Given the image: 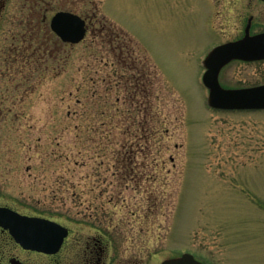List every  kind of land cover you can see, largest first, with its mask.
Instances as JSON below:
<instances>
[{"label":"rangeland","instance_id":"obj_1","mask_svg":"<svg viewBox=\"0 0 264 264\" xmlns=\"http://www.w3.org/2000/svg\"><path fill=\"white\" fill-rule=\"evenodd\" d=\"M241 1L0 0V201L103 237L116 264H264V109L209 108L203 83L251 10L264 29ZM59 10L87 18L81 42L52 31ZM263 81L264 62L221 73Z\"/></svg>","mask_w":264,"mask_h":264},{"label":"water","instance_id":"obj_2","mask_svg":"<svg viewBox=\"0 0 264 264\" xmlns=\"http://www.w3.org/2000/svg\"><path fill=\"white\" fill-rule=\"evenodd\" d=\"M52 29L65 42L78 43L84 39L86 21L71 11H58L51 20ZM264 59V33L214 47L206 56L203 82L209 88L208 105L225 110L264 109V84L246 88H224L219 74L232 59ZM9 211V212H8ZM4 225L11 229L16 239L26 248L37 251H56L66 235L62 225L39 217L23 216L4 209ZM47 239V240H46ZM161 264H202L190 253L179 259L165 260Z\"/></svg>","mask_w":264,"mask_h":264},{"label":"flooded vegetation","instance_id":"obj_3","mask_svg":"<svg viewBox=\"0 0 264 264\" xmlns=\"http://www.w3.org/2000/svg\"><path fill=\"white\" fill-rule=\"evenodd\" d=\"M247 5L258 6V3H264V0H246ZM243 0L241 1V4ZM2 12V5L0 4V14ZM85 18L87 22V18ZM256 13L251 10L246 18L245 24L243 28L240 29V34L236 38L227 39L226 41L215 43L210 47V50L220 44H225L228 42H234L237 40H242L247 36L253 37L255 35H259L264 33V29L256 30L255 29V17ZM65 43V42H63ZM31 49V48H30ZM36 49H33L32 53L35 52ZM233 61L244 62V63H255V62H264V59L247 61L243 59H234ZM229 62L228 64H230ZM227 64V65H228ZM226 65V66H227ZM224 66L220 72V81H221V73ZM222 83V82H221ZM264 84V81L261 83H257L251 86H257ZM249 87V86H248ZM2 198V191L0 188V199ZM3 207L11 208L12 210L27 216H36L45 218L47 220H54L59 224L65 226L67 228L66 235L63 237L60 247L56 251H37L34 249H29L24 247L11 232L9 227L4 225V210ZM0 264H116V257L114 253L111 255L113 251V247L109 242L104 241L103 237L99 235H91L85 237L84 234L76 233L75 230L62 222H59L51 217L41 215V214H31L21 211L20 209L5 205L0 201ZM47 240V239H46ZM190 252V251H189ZM194 255V257L203 264H216L214 260L209 261L208 259H204L200 256H197L194 252H190ZM183 252L180 255H176L170 258H166L161 260L158 264H161L165 260L169 259H179L182 256ZM116 262V263H115ZM123 264H129L126 261H119ZM228 264V261L225 262Z\"/></svg>","mask_w":264,"mask_h":264}]
</instances>
